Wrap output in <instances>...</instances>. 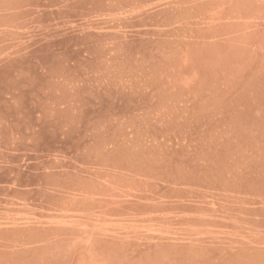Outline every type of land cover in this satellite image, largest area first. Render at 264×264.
I'll return each mask as SVG.
<instances>
[{
	"label": "rangeland",
	"instance_id": "374dc122",
	"mask_svg": "<svg viewBox=\"0 0 264 264\" xmlns=\"http://www.w3.org/2000/svg\"><path fill=\"white\" fill-rule=\"evenodd\" d=\"M0 264H264V0H0Z\"/></svg>",
	"mask_w": 264,
	"mask_h": 264
}]
</instances>
